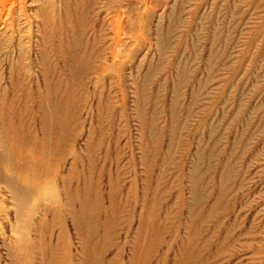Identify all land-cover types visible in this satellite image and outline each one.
<instances>
[{
	"label": "rangeland",
	"instance_id": "374dc122",
	"mask_svg": "<svg viewBox=\"0 0 264 264\" xmlns=\"http://www.w3.org/2000/svg\"><path fill=\"white\" fill-rule=\"evenodd\" d=\"M43 53L52 76L51 106L61 105L51 144L59 139V123L66 136L47 158L58 159L62 151L81 155L100 133L104 146L119 147L125 184L119 208L125 212L119 235L99 257L101 246L92 249L105 216L95 227L91 191L87 232L99 231L87 234L93 236L86 243L90 263L114 258L120 247V264H127L144 221L145 241L160 242L148 264H264V0H0V103L13 102L14 126L39 139L36 120L30 123L26 114L20 124L23 93L12 85L19 75L33 98L46 101ZM8 117L0 111V132ZM65 156L55 182L35 195L24 194L17 168L11 174L1 163L0 264H21L11 263L21 255L13 250L21 239L33 244V264H56L67 242L77 264L79 239L62 194L73 157ZM113 156L107 168L116 183ZM144 171L152 173V188L143 206ZM159 173L163 185L154 199ZM133 178L136 204L129 209L124 203ZM52 195L54 221L43 212ZM72 209L78 222L79 210ZM159 227L166 233L155 236Z\"/></svg>",
	"mask_w": 264,
	"mask_h": 264
},
{
	"label": "bare ground",
	"instance_id": "6f19581e",
	"mask_svg": "<svg viewBox=\"0 0 264 264\" xmlns=\"http://www.w3.org/2000/svg\"><path fill=\"white\" fill-rule=\"evenodd\" d=\"M42 56H43V58L41 60L42 67H43V69H42V81H43L42 84H43V86L42 87H43V91H45V100L46 101L39 100V99H41L40 97H34L33 98L35 91L32 92L28 87H26L25 84H22L23 82L20 81L19 75L16 76V80H17L16 83L12 85L13 90L19 89L23 93V106L18 111V116H20L19 119L21 122L20 124L21 125L23 124V118L26 117V114L28 115L27 117H29L30 123L32 121L34 122L36 120L40 126L39 131L41 132V139H39L38 135L36 133H34L33 131L29 132L27 130V134L31 135V137H29V135L27 136V134L24 135L23 132H25V131H20V128H18V127L16 128V126H14V124H13L14 118L13 117L15 116V113L13 111L15 110V108H14L15 105L13 102H11L8 106H5V105L0 103V111H2V112L6 111V112H8V115H9L7 125L4 124L6 127L3 126V128L5 127V129H3L0 132V165H1V163H3L2 165H4V167H6L7 172L11 173V174H13L11 171L14 170V167L17 168L18 171L20 172L17 180L20 183L23 182V183H26L28 185V187H27V185L25 184L27 189L26 190L24 189L25 192L23 190L24 194H26V192H27L29 195H35V194H38L40 192V189L44 185L47 186L48 184L55 182V178L59 174L63 159L66 157L65 155L70 156V157L72 155L73 161L71 164V169L69 170V172L67 174L68 178L65 181H63V183H62V188H63L62 194H63V200H64L63 207L65 208L64 213H66L67 216L72 218V219L71 218L70 219L73 220L75 233L79 239V257L77 259H75L76 263L77 264H92L88 261V259L86 257V254H87L86 243H88L90 241V239L95 234H98L99 229L94 228V230H93L94 233L90 232L91 234H93V236L87 235L89 233L87 231H89V228H90L89 227L90 221L86 217L87 212L85 214V211L88 210L87 206H88V203L90 202L89 197H90L91 191H93L92 192L93 196H92V198L91 197L90 198L93 199V201H92L93 203L91 204L92 213L91 212L90 213L93 214V216H91V215L90 216H91V218L93 217V223H95V227L98 223L97 221H95L96 218L99 220V218H98L99 215L105 216V220L103 222L102 227H99L100 231L102 232L99 244L98 245L96 244L92 249V250H96V248L98 249V246H101L100 247L101 249L99 252V257H104L106 252H108V250H109L108 245H107L108 241L110 242L112 239L116 240L115 238L119 235L118 229H119L120 225L122 224L120 216L125 212V210H123V209L121 210V208H119L120 204H122L121 199H120V197L122 195L121 191L125 187L124 182L121 181V178H120L121 172H120V169L118 168L119 167V160H120L119 147H118L117 143L114 141H113L114 145L112 147H110V144H107L106 146H104V144L102 142V137H103L102 134L103 133H100V134H98V137H97L98 143H96L95 145H92V143L89 142L86 145L85 150L80 151L81 155L75 154V152H72V151H69V153L62 151V156L58 159H53L50 161V159L47 158L48 157L47 155H50V154H47V152H48L47 150L51 148L52 151L54 149V151L56 152V150H55L56 147H54V146L60 144V142L63 141L66 136H64L65 134L63 133V128H62L63 124L59 123L58 125H60V126L58 127V129H59L58 132H61V133H59L60 135L58 134V136H59L58 141H60V142L58 143V141H57L56 142L57 144L56 143L51 144L52 137L50 135V131H51V129L56 130L55 129L56 125H57L56 118L59 116L58 114H60L59 113L60 108L58 106H61V105H58L55 107L51 106L52 104H51L50 100L52 99L51 95L53 94V93L52 94L50 93L51 91L49 92L50 83H51L50 77H52V76H50L51 70H50V68H47L45 66L47 64L48 57L45 56L44 53ZM52 91L55 92L56 91L55 88H53ZM57 104H59V103L57 102ZM30 108H33V109L36 108V111H35L36 116H32L31 112H30V114H28L29 113L28 109H30ZM100 116H102V115L100 114ZM2 118H4V117H2ZM100 120H102V119H100ZM2 121H3V119H2ZM0 122H1V119H0ZM4 122H1V123H4ZM65 122H67L66 119L63 120L62 123H65ZM99 122H102V121H99ZM24 123H25V121H24ZM21 128H22V126H21ZM17 131H20L21 133L17 132ZM99 132H102V129L99 130ZM25 136H27L28 138L25 139ZM100 136H101V138H100ZM18 148H19V150H18ZM72 148H74V147H72ZM95 150L96 151L99 150V153H97L96 155L94 154ZM51 152H49V153H51ZM113 154L115 155V156H113V157H115V160L114 159L113 160L115 161L114 162L115 163L114 164L115 165V171L114 172L116 175V183H114L115 180L112 179L111 169L107 168L108 167L107 161L110 158H112L111 156ZM145 159H147L146 156L143 157V160H141L143 165H144ZM13 161H15V162H13ZM77 162L79 163V167L76 166ZM109 162H111V161H109ZM147 162L145 163L146 165L148 164ZM146 165H145V167H146ZM161 167L159 169H161ZM17 169H15V170H17ZM76 169H79V171H77ZM144 172L141 176V178H142L141 180L143 181L142 182V204L141 205H143V206L147 203L146 202L147 192L150 188H152L151 187L152 186V182H151L152 173H150L151 171L148 173L147 172L144 173ZM134 175L135 174H133V176ZM162 176L163 175L160 173L157 175V181H156V184H154V188H153L154 190L152 192V195L154 194V197H152V198H154V199H155V196L160 194V192H161L162 185H163L161 183ZM74 179H76V181H74ZM92 180L94 181L93 182L94 185L92 184ZM105 180H106L105 184L107 185V189H108L107 190L108 192L106 195H104V193H103V191H104L103 190V183L105 182ZM133 180H134V178H133ZM9 182H10V180H9ZM135 183L136 182L134 180L128 186V190L126 192V197H125L124 207L128 206V208H129V205H130L132 208L136 204V202H135V197H136L135 188H137V187H135V185H136ZM7 187H8V185H7ZM191 188H192V186H191ZM193 188H195V187H193ZM72 189H73V191H72ZM71 191H72V193H71ZM192 191L194 192V190H192ZM23 192H22V194H23ZM49 192L54 194L53 191L49 190ZM72 194H74V196H75V202H72L73 204L71 203V201H73L71 199ZM44 195H45L44 197H47L46 194H44ZM48 195H50V194L48 193ZM12 196H13V194H12ZM22 197H25V196L23 195ZM53 198H55V196H53V195L49 196L48 199L46 198L49 201V203H51V205L47 206V207L44 205L45 207L43 209V212H45V213L50 212L52 221H54V219H56V218H54L55 214H54L53 210L51 209V207L54 205ZM18 199H16V200H18ZM25 200H27V202H29L28 199H25ZM47 200H46V203L48 202ZM105 201L108 204V208L103 207V204ZM149 202L151 203L153 201L150 200ZM153 205H154L153 203L150 204V206H151L150 210H151ZM22 206H25V205L22 204ZM74 206H75V208H77L79 210V216H78L79 221L78 222L75 220L76 218L73 215L72 207H74ZM122 208H123V206H122ZM22 210L24 211L23 208H22ZM150 210L146 213L147 215L151 214ZM18 211H19V209H18ZM35 214H36V211H35ZM107 215H108V217H107ZM15 216H17V214ZM17 217H16V221H17ZM30 218H31V216H30ZM30 218H29V220H30ZM91 218L89 217V219H91ZM29 220H27V221H29ZM32 220L33 219H31V221ZM126 222H127V220H126ZM126 222H125V224H126ZM17 223H19V222L17 221ZM78 223H80V224H78ZM28 225L30 227V224H28ZM126 225H128V223ZM18 226H19V224H18ZM82 226H85L86 229H85V227H82ZM143 226H144V221L139 226L138 232H137L136 237L134 239L135 241L130 246L127 264H148V260H149V257L151 255L152 248L159 246L160 242L158 240L154 239L155 241H147V242L145 241L146 238H145V236L143 237L142 234L143 233L146 234L147 228L143 227ZM97 228H98V226H97ZM159 228L160 229H158L157 231L153 230V234L155 236H157L155 233L159 234V236L161 234L164 235L166 233L165 228L164 229L161 227H159ZM18 230H20V229H18ZM29 230H30V228H29ZM142 230H143V232L141 234ZM28 231H27V233H28ZM27 233H24V234H27ZM26 236H28V235H26ZM20 237H23V235ZM20 237H17V238L19 239ZM139 237H141V239L143 238V240L141 242L138 240ZM21 240L18 241V244L16 242L14 243V245L16 244V246H14L15 248L13 249L16 252L18 251L19 253H21V255L14 256V258L11 257L12 258V259L10 258L12 260L11 263H13V259H14L15 262L18 261L19 263L21 262V264H33L32 256H31L33 249H34L33 244L30 242V240L24 239L25 240V241L23 240L24 242H20ZM138 241L140 243H138ZM115 246L117 247L116 244H115ZM64 249L65 250H64V254H63L62 258L56 264H73L72 263L73 256L70 252L71 249H70V243L69 242H67L65 244ZM11 255L13 256V253ZM120 256H121V248L117 247L116 254H115L114 258H111L108 261L103 262V263H102V261H101V263H99V262L98 263L99 264H120L121 263ZM90 257H91V255H90Z\"/></svg>",
	"mask_w": 264,
	"mask_h": 264
},
{
	"label": "crops",
	"instance_id": "0c3cea01",
	"mask_svg": "<svg viewBox=\"0 0 264 264\" xmlns=\"http://www.w3.org/2000/svg\"><path fill=\"white\" fill-rule=\"evenodd\" d=\"M63 49V48H62ZM72 55V54H71ZM75 55V54H74ZM73 56V55H72ZM71 56V57H72ZM218 204H219V201H217V200H215L214 201V204L210 207L211 209H216V207L218 206Z\"/></svg>",
	"mask_w": 264,
	"mask_h": 264
}]
</instances>
